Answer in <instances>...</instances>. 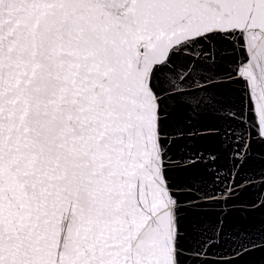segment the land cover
Wrapping results in <instances>:
<instances>
[{"label": "snow or ice", "instance_id": "obj_1", "mask_svg": "<svg viewBox=\"0 0 264 264\" xmlns=\"http://www.w3.org/2000/svg\"><path fill=\"white\" fill-rule=\"evenodd\" d=\"M234 45L250 55L228 72ZM177 67L192 92L169 94ZM222 73L264 141V0H0V264H185L168 102L232 128L227 86L200 85ZM207 231L192 223L197 254ZM219 242L239 256L264 234Z\"/></svg>", "mask_w": 264, "mask_h": 264}, {"label": "water", "instance_id": "obj_2", "mask_svg": "<svg viewBox=\"0 0 264 264\" xmlns=\"http://www.w3.org/2000/svg\"><path fill=\"white\" fill-rule=\"evenodd\" d=\"M235 48V50H234ZM192 57L193 62L201 59L199 49L186 50L183 54ZM239 45L224 46L215 53V62L222 69L233 72L241 62L247 63ZM192 65H189V70ZM186 70L177 67L175 74L169 73L174 81L169 94L177 91L192 92L190 82H181ZM235 76H233V80ZM200 85L212 88L215 85H226L225 89L235 103L237 115L232 128L223 124L217 117L231 113L225 109L214 115L197 114L200 110L195 105L184 106L176 101H169L170 115L165 127L166 139L169 142V156L178 168L171 171V176L181 185L176 189L183 211L180 213L185 230L189 232L184 242L185 264H264V249L257 247L246 254L236 255L232 246L219 242L220 228L225 234H232L238 229L250 232L259 241L264 234V141L257 135L255 117L245 105L242 114L239 112L240 99L244 95L242 86L233 83L223 73L211 81L201 80ZM166 87L168 85H165ZM242 125V127H241ZM234 129V131H233ZM242 133V134H241ZM200 191L191 193L183 185L193 182ZM203 192L212 198L193 200V196L201 197ZM190 202L199 205L189 206ZM196 221L208 229L205 246L199 249L191 235L192 223ZM212 227L216 231H212Z\"/></svg>", "mask_w": 264, "mask_h": 264}]
</instances>
